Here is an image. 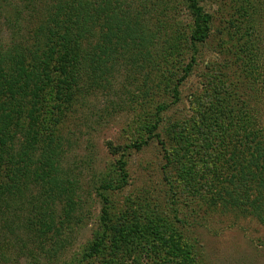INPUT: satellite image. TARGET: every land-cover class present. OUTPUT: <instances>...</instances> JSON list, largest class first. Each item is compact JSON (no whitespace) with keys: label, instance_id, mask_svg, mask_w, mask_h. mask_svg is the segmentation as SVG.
I'll use <instances>...</instances> for the list:
<instances>
[{"label":"trees","instance_id":"16d2710c","mask_svg":"<svg viewBox=\"0 0 264 264\" xmlns=\"http://www.w3.org/2000/svg\"><path fill=\"white\" fill-rule=\"evenodd\" d=\"M22 1L31 11L28 18H32L34 6L41 0ZM180 1L189 12L190 23L173 22L172 33L161 44L156 37L144 35L153 53L140 47L141 42L138 45L133 37L123 38L119 34L135 29V20L144 18V14L151 15L156 7L161 10L160 16L167 18L172 11L169 0H156L151 8L138 5L137 11L130 10L125 0H58L46 7L45 15L33 30L26 28V35L17 36L13 30L6 45L0 37V264H16L22 255L31 260L30 264H36L41 256L54 264L67 251L69 242L63 233L75 215L73 197L77 193L72 181L59 177L58 168L66 149L58 131L63 118L75 109L76 97L89 96L94 88H111L112 83H117L116 73L121 74L124 67L135 74L146 71L142 78L146 90L139 95L142 99L163 96L172 98V103L179 100V88L197 66L199 49L206 44L212 24L211 16L197 0ZM258 4V0H241L242 16L252 17L250 10L255 12ZM18 18L10 29L22 21ZM244 37L240 35L237 42H243L241 45L256 54ZM80 45L91 64H67L71 49L78 55ZM258 66L262 65L257 63L254 68ZM85 72L88 87L80 92L78 85ZM254 77L256 82L264 83V77ZM126 94L133 96L129 91ZM242 97L235 106L228 102L214 105L207 111L210 119H202L199 124L198 135L206 149L198 163L203 160L207 164L211 152L210 164L213 168L219 164L210 178L199 181L201 184L186 181L192 180L194 174L191 166L181 164L187 153H173L166 147L156 132L161 129V121L149 126L148 139L161 143L169 169H176L181 178L185 177L187 187L192 186L195 207L203 205L211 210L252 216L264 227V125L261 120H253V105L243 94ZM116 106L122 108L121 104ZM167 109L166 103L158 104L156 115ZM143 145L145 142H135L132 146L139 151ZM109 149L117 151L112 146ZM192 164L196 165L194 161ZM124 167L125 163L120 162L118 171L123 177ZM205 176L201 173L198 179ZM104 201L106 204L108 200ZM56 205H62L58 213L54 210ZM109 217L103 210L101 232L94 235L79 264H91L98 258L103 264H171L166 260L172 259H177V264H194L191 259L199 256L195 242L186 241L179 229L171 231L167 223L161 229L146 225V231H142L138 219L131 222L135 225L128 226L123 217L111 227ZM163 229L172 232V238H180V244L171 249L172 259L165 253L164 260L158 262L150 256L158 258L163 248L168 250V236L160 231ZM141 235L149 240L146 257L133 259L129 250L131 258L126 260L123 245L130 238L141 239Z\"/></svg>","mask_w":264,"mask_h":264},{"label":"rangeland","instance_id":"374dc122","mask_svg":"<svg viewBox=\"0 0 264 264\" xmlns=\"http://www.w3.org/2000/svg\"><path fill=\"white\" fill-rule=\"evenodd\" d=\"M57 1H38L32 11L34 16L29 19L31 11L25 8L22 0H0V37L4 44L9 43L13 30L17 36L26 35V28L33 30L45 15L46 7ZM169 1L172 11L167 18H162L160 8L156 7L151 15L144 14V18L135 20V29L123 30L119 35L133 37L138 45L141 42L140 47L151 51L143 39L144 35L156 37L161 44L172 33L173 22L181 25L190 23L186 6L180 0ZM240 1L197 0L203 11L211 16V32L206 44L199 49L197 66L179 88L178 101L172 103V98L163 96L142 99L139 95L141 90H146L142 86L146 71L135 74L132 69L125 70L124 67L121 74L116 73L117 83H112L111 88L104 91L94 88L91 95L76 97L73 102L75 109L63 118L58 131L66 149L58 168L59 177L72 181L73 190L77 193L73 197L75 215L70 227L63 233L69 242L67 251L54 264H79L94 235L101 232L103 210L110 215L111 227L124 217L128 226L135 225L131 222L138 219L137 224H141L142 231H146V225L161 229L166 223L173 229L171 231L179 229L186 241H194L195 249L200 251L199 256L191 259L194 264H264V227L252 216L224 209L211 210L203 205L195 207L192 186L187 187L185 177L181 178L176 169H169L161 143L157 139H148L149 126L157 120L161 121V129L156 132L166 147L173 153H187L181 164L191 166L194 174L192 180L186 181L201 184L199 181H206L219 166L217 164L213 168L210 164L211 152L207 164L203 160L198 163L206 149L201 145L198 129L202 119H210L208 110L224 102L238 105L243 94L245 100L253 105V120H261L264 125V83L254 80V76L264 77V3L258 0L260 4L255 6V12L250 10L253 15L248 18L242 16L244 12ZM125 3L130 10L137 11L141 4L151 8L156 0H125ZM17 17L18 21H22L10 29ZM240 35H247L244 39L248 40V46H254L256 54L241 45L243 42H237ZM79 47L78 55H75L76 50L71 49L67 64L89 62L81 45ZM254 59L258 61L253 63ZM257 63L262 66L254 68ZM86 75V72L82 73L78 85L80 92L88 87ZM135 78H138L137 82ZM127 91L133 96L127 95ZM163 103L169 105V109L157 116L156 106ZM119 104L121 109L116 108ZM135 142H145V145L137 151L132 146ZM109 146L117 151L111 152ZM120 162L125 163L124 177L118 171ZM201 173L206 174L202 180L198 179ZM104 199L108 200L106 204ZM61 208L62 205H56L54 210L58 213ZM160 231L166 233V242L170 244H167L168 250L162 249L158 258L150 256L158 262L164 260L165 253L169 256L171 249L180 244V238L171 237L172 232ZM145 238L146 235H141V239L126 240V246L122 248L126 260L129 250L133 259L145 256L149 242ZM30 261L22 255L16 264H30ZM166 261L178 263L177 259ZM91 262L103 264L100 258ZM36 264L49 263L41 256Z\"/></svg>","mask_w":264,"mask_h":264}]
</instances>
